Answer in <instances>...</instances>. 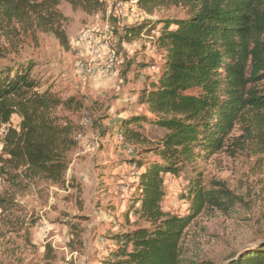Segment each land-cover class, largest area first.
Returning <instances> with one entry per match:
<instances>
[{
    "label": "rangeland",
    "instance_id": "rangeland-1",
    "mask_svg": "<svg viewBox=\"0 0 264 264\" xmlns=\"http://www.w3.org/2000/svg\"><path fill=\"white\" fill-rule=\"evenodd\" d=\"M117 1L98 0V8L89 9L79 0H17L15 6L23 15L11 19L0 10V71L29 68L39 92L81 104L78 111H56L72 124L76 141L67 155L61 185L0 177V264H101L107 247L103 236L109 243L113 234L148 227L125 212L132 211L144 162H161L151 150L160 146L167 132L140 123L147 142L137 146L133 156L124 154L115 135L124 121L155 118L139 102L142 91L151 86L150 79L143 81L140 74L152 65L160 72L158 41L165 23L185 19L187 9L141 8V28L151 32L129 39L125 29L140 25L114 18L111 10ZM106 22L113 30L110 45L117 54L116 72L85 77L79 63L87 59L81 57L82 50H74L75 41ZM44 24L64 32L65 47L48 27L43 29ZM153 43L155 59L146 55L147 45ZM20 123L14 115L0 128V158L7 159L6 130L19 132ZM182 160L174 174L163 178L162 212L188 216L195 180L207 189L213 182L223 183L242 200L226 214L206 209L191 220L181 243L186 264H227L232 254L264 244V119L248 116L235 125L221 151L206 156L194 148ZM133 164L136 171L130 170Z\"/></svg>",
    "mask_w": 264,
    "mask_h": 264
},
{
    "label": "trees",
    "instance_id": "trees-1",
    "mask_svg": "<svg viewBox=\"0 0 264 264\" xmlns=\"http://www.w3.org/2000/svg\"><path fill=\"white\" fill-rule=\"evenodd\" d=\"M79 1L89 9L99 6L98 0ZM16 2L0 0V10L10 19L23 15ZM138 5L148 11L181 6L187 14L165 23L158 41L163 61L159 75L139 98L155 118H132L121 130L125 144L134 149L147 142L140 123L167 132L160 146L151 150L161 162H144L132 211L125 212L148 227L113 234L109 243L103 236L107 247L101 264H186L181 243L191 220L206 209L226 214L242 200L223 183L213 182L207 189L195 180L190 214L171 216L160 206L163 178L174 174L182 157L194 148L206 156L221 151L235 125L248 116L264 119V0H138ZM46 24L43 29L48 27L65 47L64 32ZM143 26L126 28L125 37L148 35L151 29ZM59 108L78 111L81 104L39 92L29 68L0 71V128L14 115L21 118L19 132L6 130L7 159L0 158V177L64 182L67 155L76 141L72 124L56 115ZM4 168L8 170L1 173ZM227 264H264V244L232 254Z\"/></svg>",
    "mask_w": 264,
    "mask_h": 264
},
{
    "label": "built area",
    "instance_id": "built-area-1",
    "mask_svg": "<svg viewBox=\"0 0 264 264\" xmlns=\"http://www.w3.org/2000/svg\"><path fill=\"white\" fill-rule=\"evenodd\" d=\"M111 14L117 20L125 21L132 26L141 25L143 12L138 5V0H119L112 6ZM113 36V30L110 28L108 22L103 26L94 27L81 33L75 41L74 50L81 51V57L87 60L80 62V68L84 71L85 77H97L95 73L107 74L116 72L117 54L110 45ZM157 45L155 43L149 44L146 47V55L151 59H155L157 54ZM85 55V56H84ZM94 67H96L94 69ZM159 73V67L152 65L140 74V79L145 81L154 80ZM119 146L123 147V152L127 156H133L135 149L128 146L124 142L121 131L115 135ZM130 170L136 171V165H130Z\"/></svg>",
    "mask_w": 264,
    "mask_h": 264
},
{
    "label": "crops",
    "instance_id": "crops-1",
    "mask_svg": "<svg viewBox=\"0 0 264 264\" xmlns=\"http://www.w3.org/2000/svg\"><path fill=\"white\" fill-rule=\"evenodd\" d=\"M158 75H159V74H158ZM124 165H125V163L122 164V166H124ZM122 166H119V168L122 167Z\"/></svg>",
    "mask_w": 264,
    "mask_h": 264
}]
</instances>
